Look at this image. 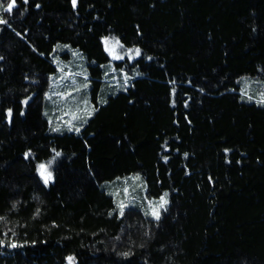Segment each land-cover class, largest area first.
<instances>
[{
	"label": "trees",
	"instance_id": "trees-1",
	"mask_svg": "<svg viewBox=\"0 0 264 264\" xmlns=\"http://www.w3.org/2000/svg\"><path fill=\"white\" fill-rule=\"evenodd\" d=\"M10 2L0 264H264V102L240 83L264 81V0ZM107 38L125 57L112 60ZM68 50L85 61L97 110L80 131L56 132L46 95ZM111 61L138 75L106 94ZM134 173L147 198L168 193L159 218L122 213L106 190Z\"/></svg>",
	"mask_w": 264,
	"mask_h": 264
},
{
	"label": "rangeland",
	"instance_id": "rangeland-1",
	"mask_svg": "<svg viewBox=\"0 0 264 264\" xmlns=\"http://www.w3.org/2000/svg\"><path fill=\"white\" fill-rule=\"evenodd\" d=\"M105 45L112 60L116 61L125 57L124 50L115 38H107ZM68 54L70 58L66 61L58 60V72L50 78V87L46 95L47 104L52 106V111L50 109L49 112L50 124L56 132L80 131L97 110L92 102V83L87 78L85 61L77 52L68 50ZM103 69L102 86L106 94L125 90L132 78L138 75L137 72L128 73L117 68L113 61L105 64ZM240 83L241 92L248 99L264 102V81L243 77ZM99 105H101L100 101ZM43 165L46 166L45 175H47L50 173L49 164ZM105 188L116 199L122 213L130 208H138L148 216L157 219L162 210L169 205L168 193L157 199L147 198L145 182L138 173L108 182Z\"/></svg>",
	"mask_w": 264,
	"mask_h": 264
},
{
	"label": "snow or ice",
	"instance_id": "snow-or-ice-1",
	"mask_svg": "<svg viewBox=\"0 0 264 264\" xmlns=\"http://www.w3.org/2000/svg\"><path fill=\"white\" fill-rule=\"evenodd\" d=\"M24 2L27 3V0H24ZM15 3H16V0H11V2L7 4V8L5 10L8 11V12H11L13 7H14V5H15ZM73 3L75 4V0H73ZM4 22L5 21L0 20V23H4ZM137 54L139 55V50H137ZM57 155H59V153H57ZM39 168H40L41 175L44 177L45 183H47L48 180L51 178V173H48L47 175H45L46 166L43 165V164H41L39 166ZM69 259L71 260V258H69Z\"/></svg>",
	"mask_w": 264,
	"mask_h": 264
}]
</instances>
